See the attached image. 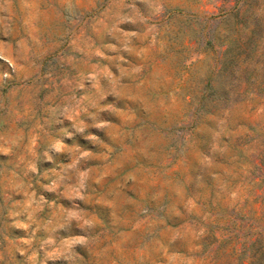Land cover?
I'll list each match as a JSON object with an SVG mask.
<instances>
[{"label": "rangeland", "instance_id": "1", "mask_svg": "<svg viewBox=\"0 0 264 264\" xmlns=\"http://www.w3.org/2000/svg\"><path fill=\"white\" fill-rule=\"evenodd\" d=\"M0 264H264V0H0Z\"/></svg>", "mask_w": 264, "mask_h": 264}]
</instances>
